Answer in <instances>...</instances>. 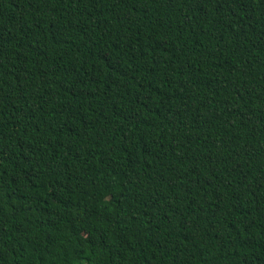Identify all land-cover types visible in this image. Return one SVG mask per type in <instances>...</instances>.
<instances>
[{
	"label": "trees",
	"instance_id": "1",
	"mask_svg": "<svg viewBox=\"0 0 264 264\" xmlns=\"http://www.w3.org/2000/svg\"><path fill=\"white\" fill-rule=\"evenodd\" d=\"M0 264H264V0H0Z\"/></svg>",
	"mask_w": 264,
	"mask_h": 264
}]
</instances>
